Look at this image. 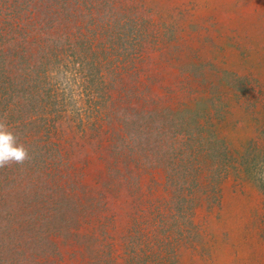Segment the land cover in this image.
I'll return each instance as SVG.
<instances>
[{
	"label": "rangeland",
	"instance_id": "374dc122",
	"mask_svg": "<svg viewBox=\"0 0 264 264\" xmlns=\"http://www.w3.org/2000/svg\"><path fill=\"white\" fill-rule=\"evenodd\" d=\"M0 264H264V0H0Z\"/></svg>",
	"mask_w": 264,
	"mask_h": 264
},
{
	"label": "clouds",
	"instance_id": "9594fccd",
	"mask_svg": "<svg viewBox=\"0 0 264 264\" xmlns=\"http://www.w3.org/2000/svg\"><path fill=\"white\" fill-rule=\"evenodd\" d=\"M29 151L10 128L7 121L0 118V168L12 164H23L28 160Z\"/></svg>",
	"mask_w": 264,
	"mask_h": 264
}]
</instances>
